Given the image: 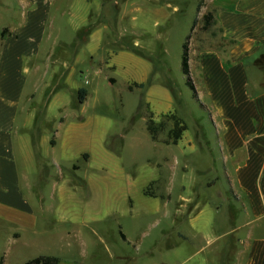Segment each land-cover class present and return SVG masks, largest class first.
Segmentation results:
<instances>
[{"label":"rangeland","instance_id":"rangeland-1","mask_svg":"<svg viewBox=\"0 0 264 264\" xmlns=\"http://www.w3.org/2000/svg\"><path fill=\"white\" fill-rule=\"evenodd\" d=\"M222 1L56 2L22 105L21 117L35 121L21 126L27 149L16 139L35 213L25 223L0 206V264L44 254L68 264H183L197 247L196 260L230 264L219 253L234 225L217 132L182 71L187 36H199ZM168 108L188 126L177 144L165 142L173 121L154 113ZM149 111L165 123L158 139Z\"/></svg>","mask_w":264,"mask_h":264},{"label":"crops","instance_id":"crops-1","mask_svg":"<svg viewBox=\"0 0 264 264\" xmlns=\"http://www.w3.org/2000/svg\"><path fill=\"white\" fill-rule=\"evenodd\" d=\"M57 1L63 2L0 0V206L22 212L19 221L25 223L35 207L16 160V139L22 135L27 149L29 138L20 135L21 126L29 130L35 121L28 112L21 117L22 105ZM223 1L210 26L190 39V74L217 132L232 198L234 227L220 256L228 254L230 264H264V68L256 62L264 55V0ZM204 249L197 247L183 264H206L205 255L194 257ZM57 257L58 264H68Z\"/></svg>","mask_w":264,"mask_h":264},{"label":"trees","instance_id":"trees-1","mask_svg":"<svg viewBox=\"0 0 264 264\" xmlns=\"http://www.w3.org/2000/svg\"><path fill=\"white\" fill-rule=\"evenodd\" d=\"M204 25L202 28L205 30L207 29L212 20H213V13L208 12L205 13L204 16ZM6 29H3L2 35L5 34ZM191 39V34L187 36V41L183 44V53H182V71L186 75V83L189 85V87L193 91V98L198 100V94L195 87V84L193 82V79L190 74V67H189V43ZM256 62L258 65L264 68V55H261L256 59ZM139 87H143V83H139ZM87 90L84 87H80L78 90V101L80 103H83L86 99ZM153 112L149 111L147 121H146V127L149 133L151 134V137L153 139H158V134L160 131L164 128V122H160L158 125L155 124V121L153 119ZM163 115L167 116L173 121V126L168 131V137L165 139V142L167 144H177L179 140L182 138L183 132L187 130L188 126L186 122L179 117L175 112H168L164 113ZM52 143H54V140H51ZM59 258L57 256L52 255H39L32 259L27 260L23 264H58Z\"/></svg>","mask_w":264,"mask_h":264}]
</instances>
